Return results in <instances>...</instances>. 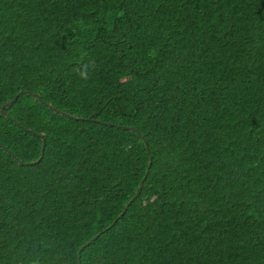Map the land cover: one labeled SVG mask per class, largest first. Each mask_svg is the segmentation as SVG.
I'll return each instance as SVG.
<instances>
[{"label": "trees", "instance_id": "obj_1", "mask_svg": "<svg viewBox=\"0 0 264 264\" xmlns=\"http://www.w3.org/2000/svg\"><path fill=\"white\" fill-rule=\"evenodd\" d=\"M0 264H264V0H0Z\"/></svg>", "mask_w": 264, "mask_h": 264}, {"label": "water", "instance_id": "obj_2", "mask_svg": "<svg viewBox=\"0 0 264 264\" xmlns=\"http://www.w3.org/2000/svg\"><path fill=\"white\" fill-rule=\"evenodd\" d=\"M24 92H25L24 90L19 91V92H18V93H17V94L11 99V100H9L8 102H6V103L2 106V112H3L4 115L8 116L7 111H6V108L12 106L13 103L18 99V97H19L20 95H22ZM34 95L37 96V97H39V98L41 97L39 94H34ZM63 113H64V114H67V113H65V112H63ZM68 115H69V114H68ZM106 124H110V123H106ZM117 126L122 127V128H127V129H134V127L125 126V125H117ZM45 147H46V141L43 140V145H42V155H41V157H40L38 160L32 161V162H30V163H28V162L26 163V162L22 161L21 159H19L18 157H15V158H16V159L18 160V162H19L20 164H22V165H23V164H35V163H38V162L41 160V158H42V156H43V154H44ZM151 164H152V158L150 159V163H149L148 171H149V169H150ZM148 171H147V172H148ZM143 186H144V183L142 182V183L139 185L136 194H135V195L131 198V200L127 203V205L125 206L124 210L119 214L118 217H121V216L127 211V208L129 207V205H130V204L136 199V197L141 193ZM115 221H116V220H115ZM115 221L112 223V225L115 223ZM99 235H100V234H96L93 238H91L89 241H87L84 245L81 246V248H80V250H79V259H81V253H82V251L84 250V248H85L86 246H88L89 244H91L95 239H97V238L99 237Z\"/></svg>", "mask_w": 264, "mask_h": 264}, {"label": "bare ground", "instance_id": "obj_3", "mask_svg": "<svg viewBox=\"0 0 264 264\" xmlns=\"http://www.w3.org/2000/svg\"><path fill=\"white\" fill-rule=\"evenodd\" d=\"M34 94H38V93H34ZM40 95V94H39ZM41 96V95H40ZM39 98V97H38ZM41 98V97H40ZM50 106H52V105H50Z\"/></svg>", "mask_w": 264, "mask_h": 264}]
</instances>
